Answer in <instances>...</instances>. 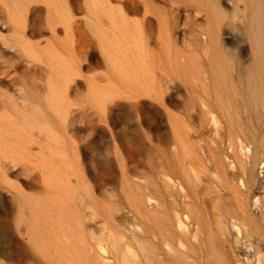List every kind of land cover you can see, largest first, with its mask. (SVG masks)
I'll use <instances>...</instances> for the list:
<instances>
[{"label": "bare ground", "instance_id": "6f19581e", "mask_svg": "<svg viewBox=\"0 0 264 264\" xmlns=\"http://www.w3.org/2000/svg\"><path fill=\"white\" fill-rule=\"evenodd\" d=\"M8 1L9 3L5 5L3 10L9 22L20 31L18 33L15 29L18 33V42L30 57H33L34 60L43 61L47 65V67H41L42 65L32 68L28 67L26 68L28 75L23 77L16 75L18 73L15 74L14 72V74L10 75L12 78L9 79L10 81L6 77L12 70L4 69L1 71L4 77L0 76V144L2 146L10 144V147L11 144L17 145V147L20 146L28 150L31 144L36 141L32 138L29 130H19L21 122L18 121L20 119L17 120L19 117L16 118L15 114L19 112L24 115L25 118H22L23 123L34 120L43 128L51 124L53 120V116L49 111L50 108H56L57 110L55 109V111H58V108H61L62 101H64L63 104L66 102L65 97L69 88L67 82H71L70 78H68L69 75L67 76L68 65L66 66V64L70 65L71 71L69 70V72H72L73 75L78 71L80 65L78 64L79 61H77V58L81 56L78 47L83 41V37L79 27L82 23L78 20V12L83 11L84 0ZM85 1L86 4L91 5V10L95 15L94 20L90 23L94 26L102 25L99 27L100 36L106 37L107 41H109V37L113 40L115 30H113L112 25H114L115 18L112 9H115V6L112 4V0ZM138 1L131 5L132 11L137 13L142 8L146 14H149L148 19L138 25V32L148 47L150 64H146L147 68L152 66L148 69L145 67V69L148 72L154 70L153 66L156 69L155 63L153 64L152 62L153 60L157 62V59L159 60L160 58V61L164 62L165 57L159 55L160 50L176 47L175 63L171 71L176 77L174 88L179 100H181L177 106L178 114L175 117V133L177 136V142L175 143H177L178 147L176 149H178V152L174 153L178 154V161L177 165H173L175 166L174 173L172 172L173 170L171 171L175 176V180L167 177L170 179V183L172 181L173 189H170L172 186L163 177L164 181L159 187L157 182H154L157 186L152 183L151 186L158 187L156 189L151 187L150 184L149 186L145 184L144 190L139 193L141 195H137L138 193L134 191L133 196H140L142 203L145 201L147 203L153 201L154 203H149L151 205L146 203L147 206L146 204L145 206L143 204L138 205L141 207L139 208L136 204H141L140 200H138L139 203L136 202L137 200L135 202L134 200L132 201L135 203V208L140 209L138 214L143 220V225L140 222L142 230L139 229L141 232H138L135 230L138 227L136 225L138 223L132 222L130 224L131 222L128 221L129 225L127 226L131 225L132 229H128L129 232L125 230L127 233H123L124 230L120 228V226L126 227L122 225L123 222H120L121 225L119 226L112 222L113 218L111 217H114L112 213H106L104 215L105 219L101 224L95 223L94 217L89 211L90 203L85 201L84 196L77 195L74 192H66L60 199H56L57 197L53 195V201L58 200L57 204H46L44 200L36 204L33 202V204L31 201L26 200L27 197L22 198L18 205V210L14 214V225L19 234L27 238L33 251L35 249L39 253L37 263L32 264H203L202 260H207V258L201 259L199 250L194 247L195 243L194 245L191 244V238L193 240L198 239L197 235L199 232L203 237L207 233V231L205 233L200 231L202 230L201 226L204 225L202 224V218H205L202 217L204 215H201L200 209L202 208L200 207L202 198L199 196L198 188L200 187L199 182L196 180L198 176L196 174L195 176L197 177L194 178L193 167L191 164L185 163L187 152L190 151L191 153L190 142L194 138L191 137L193 135H189L190 128L187 125H190L196 119H198L199 123V129L197 130H203L208 125H211L208 127L212 128L211 131L213 132L209 131V133H214V137L216 135L213 140L215 143L213 146L214 150L209 143L204 144L206 150L204 154L210 157L214 169L228 165L230 169H235L232 173L237 171V174H240L239 178H242L244 174L257 172V167L260 165L259 168L261 169L257 172L256 177H258V188L264 190V153H262V156L260 152L261 138H264V0H172L175 4L171 2L174 4L171 10L166 6L159 5L157 0ZM165 1L168 2L170 0ZM32 3L41 4L40 12L41 14L44 13L43 16L46 14L45 17L48 18L49 24L51 19L55 25H63L62 29L70 38L68 40L72 44V49H69L70 52L63 47L65 43L63 40L67 38L64 37L62 39L59 37L55 27H53L54 38L52 41L48 40L43 46L30 41L28 37L26 38L27 17L29 16V11H31ZM124 6L125 3L123 1L119 8L122 10V14L126 16V12L123 9ZM182 7H185L186 10L194 8L196 10L194 14L197 12L196 16L199 14V16L201 15L200 18L199 16H192L191 13L186 14L184 18L185 13L181 11ZM229 7H232L231 11ZM1 22L3 24L9 23L4 17H0ZM225 25L230 27L226 29ZM39 31L41 34L44 32L41 27ZM177 33L179 34L176 36ZM91 39L93 38L87 37L84 40L91 42ZM99 41L104 42L102 39ZM3 42L4 44L0 42V47L8 51L4 45L10 44L9 39L4 38ZM153 42L158 45L159 52L151 48ZM69 44L68 46H70ZM234 47H236V50ZM9 57L11 58L12 56ZM67 58L75 61L71 60L72 63H68L66 61ZM6 60L9 67L17 69L18 65L15 63L18 62L10 59ZM139 65L141 66V64ZM134 69L137 70L136 68ZM26 72L25 74H27ZM26 116H28V120ZM62 119L61 121L64 120ZM55 124L57 125L58 122H55ZM60 124L61 122H59ZM186 136L188 137L187 139ZM174 145L176 146V144ZM196 145L200 148L201 144L198 146L197 143ZM1 148L0 150H2ZM206 155L205 157H207ZM209 157L207 158L209 159ZM0 161H2L1 158ZM52 162L50 163L49 161L50 164L48 163L47 165L54 166ZM0 165L2 166L0 170L4 173L8 172L12 166L4 163H0ZM54 168L56 169L57 166H54ZM194 168V170H197L196 167ZM44 170L46 172L50 170L51 172L53 168L46 166ZM225 171L219 173V177L215 173V177L217 175V181L220 179L225 188L234 190L235 187L227 179L228 176H226L227 172ZM43 172L47 174L45 171ZM204 172L206 173V169ZM207 173L211 174L212 172L209 173L207 171ZM163 174L169 173L165 171ZM237 174L234 176L238 177ZM199 175H201L200 170ZM207 183H209V178H207ZM212 183L214 182L212 181ZM212 183L210 182L209 184ZM243 184L244 187H249V180L247 179V183H245L242 179V186ZM167 186L170 188H167ZM205 191L203 192L207 193V198H209V195L212 196V199L214 198L215 192L211 195ZM234 192L239 201L244 200V190L241 187H236ZM20 195L24 194L21 193ZM25 195L28 196L27 194ZM50 195L49 193V198H52ZM257 196L256 200L259 202L260 200L258 199L262 197ZM155 197H157V200H155ZM93 198L91 197V200ZM134 198L137 199L136 197ZM221 199L220 201L223 203L225 200L222 201ZM207 202H205V205H207ZM210 204L211 207L214 205ZM206 210L208 209L206 208ZM134 212L137 213V211ZM214 214L213 216H218L217 213L216 215ZM220 216H222V212ZM209 223L212 225L211 221ZM113 226L119 227L118 229H121L120 231L122 232H118V229L115 232L116 228ZM2 227H4V221ZM2 232H4V228ZM211 232L213 231L211 230ZM207 238L209 239L210 236ZM198 241L200 240H196L197 244L202 240ZM210 246L212 248V245ZM198 248L201 251V245ZM211 248L210 252L212 249L214 251V248ZM212 254H209V256ZM212 257L211 260L215 258V255L213 259ZM220 262L222 261H219V264ZM204 264H207L206 261Z\"/></svg>", "mask_w": 264, "mask_h": 264}, {"label": "rangeland", "instance_id": "374dc122", "mask_svg": "<svg viewBox=\"0 0 264 264\" xmlns=\"http://www.w3.org/2000/svg\"><path fill=\"white\" fill-rule=\"evenodd\" d=\"M123 1L125 3L123 9L126 12V16L122 14L123 12L119 8ZM137 1L138 0H112V4L115 6V9H112L115 18L114 25H112L113 30H115V36L113 40L109 37V41H107L108 39H106V37L100 36L99 27L102 25L94 26L90 23L94 20L95 15L91 10V5L86 4L84 0L83 11L78 12V20L82 23L79 27L83 37V41L78 47L81 56L77 58V61L80 62H78L80 65L78 71H75L76 73L73 75L72 72H69V70L71 71L70 65L66 64V66L68 65L67 71L69 73H67V76L69 75L68 78L71 80V82H67L69 88L67 90V96L65 97L66 102L63 104L64 101H62L63 106L61 105L58 111H55L56 108H50L49 111L53 116V120L51 124L43 128L34 120L23 123L22 118H25L24 115L19 112V115L15 114L16 118L19 117L17 120L20 119L18 121L21 122V128L19 130H29L32 134V138L36 142H33L28 150L20 146L17 147V145L11 144L10 147V144L6 146L0 144V148L2 147V150H0V158L2 161H0V163L8 164L9 166L12 165L6 173L0 170V264L37 263L39 253L35 251V249L33 251L27 238L20 235L14 225V214H16L18 210V205L22 198L27 197V201L34 202L35 204L43 200L44 202L46 201V204H57L58 200L53 201L54 196L57 197L56 199H60L66 192H74L77 195L84 196L85 201L90 203L89 211L92 213L95 223L101 224L105 219L104 215L106 213H112V215L116 217H111L115 225L119 226L123 222L122 225L127 227L120 226V228L124 230L123 233L125 230L132 229L131 225L129 227L127 226L129 225L128 221L131 222L130 224H132V222L138 223L139 225L136 224L138 229L136 228L135 230L141 232L139 231V229L142 230L140 222L142 224L143 220L138 214V212H140L138 210L140 209L137 207L142 204L145 206L147 202L145 201L142 203L140 196H133V194L137 192V195H141L139 193L144 190L145 184H147L146 186H149V184L151 186L152 183L155 186L159 184V187L165 179L170 183L169 177L175 180L173 174L175 166L173 165H177L178 161V154H176L178 152V149H176L178 146L177 143H175L177 142L175 117L178 114L177 106L181 102L174 88L176 77L171 71L175 63L176 47L174 48L173 46L166 50L163 49V51L153 42L151 48L158 52L160 50L159 55H163L165 60L164 62L160 61V58L159 60L157 59V62L153 60L152 62L153 64L155 63L156 69L153 66L154 70L152 72L146 70L152 66H148L147 68L146 64H150L148 59V47L147 44L144 43L141 34L138 32V25L139 23H144V21L148 19L149 14H146L145 10L142 8L137 13L132 11L131 5L137 3ZM171 2L173 1L170 0L167 2L165 0H157L159 5L166 6L170 10L173 9L175 4ZM7 3H9L8 0H0V17H4L8 23L9 20L3 10ZM40 5L41 4L37 3L31 4V11H29V16L27 17L28 25L25 32V35L27 33L26 38L28 37L30 41L39 43L41 44L40 46H43L48 40L52 41L54 38L53 27H55L57 28L59 37L62 39L64 37L67 38L63 40L65 42L63 44L64 49L66 48V51L72 49V44L69 41L70 38L62 29L63 25H55L54 21L51 19L50 25L47 21L48 18L45 17L46 14L45 16H43L44 13L41 14L39 9ZM182 8L184 9L182 10ZM182 8L181 11L185 13L184 18L188 13H191L192 16H196L197 12L194 14V11H196L194 8H191L192 11L190 9H187V11L185 7ZM229 10L231 11L232 7H229ZM40 27L44 30L42 34L39 31ZM229 27L230 26L225 25L226 29ZM15 29V26L10 22L8 24L0 23V42L4 44V38H7L10 43L9 45H4L8 51L0 47L2 51H0V76L2 75V70H12L13 73L10 71L9 75L6 77L8 81L12 79L10 75L14 74V72L15 74L18 73L16 75L23 77L24 75H28L26 72V68L28 67L32 68L37 65L47 67L43 61L34 60L33 57L27 54L26 50L18 42L17 34L20 31L16 29L18 31L17 33ZM178 34L179 33H177L176 36ZM87 37L93 38L91 42L84 40ZM224 37H226V35H224ZM101 39L104 40L105 43L99 41ZM112 41L115 42L113 43ZM67 43H70V46H68ZM11 45H13V47H11ZM181 45L183 46V44ZM234 48L236 50V47ZM68 52H70V50ZM9 56L12 57L10 58ZM5 58L18 62L15 63L18 65V71L17 69L9 67ZM71 60L72 59L67 58L66 61L69 63ZM139 64H141V66ZM25 72L27 74H25ZM17 92L19 91L17 90ZM57 117L58 119L63 118L64 120H62L64 122L61 121V119H59V121ZM26 119L28 120V116H26ZM196 120V122L194 121L195 123L193 122L187 125L190 128L189 135H193L191 137L194 138L192 142H190L191 153L190 151L187 152L190 156L186 154L185 163H189L193 167L192 173L194 178L198 176L196 180L199 182V196L202 198V203L200 205V207H202L200 208L201 215H204L202 217L206 218H204V223V219L201 217L203 220L202 224L204 225L201 226L202 230L200 231L201 233L207 231V233H205L204 238L199 232L197 235L198 239L193 240V238H191V244L194 245L195 243L194 247L199 250L201 259L207 258V260H202L203 264L205 261L207 264H219V261H222L220 264H264V204L262 205V202L264 203V190L258 188V177H256L257 172L261 169L259 168L260 165L257 167V172H254V174L249 172L248 174H244L245 177L242 176V178H239L240 174L238 173V175L237 171L232 173L235 169H230L228 165H226V167L224 166L225 168L220 167L219 169H214L210 157L204 153H206L205 145L207 143L212 147L214 146L215 143L213 140L216 135L214 137V133H211L213 132L211 131L212 128L208 127L211 125L207 126L209 130L207 127L203 130H197L199 129V123L198 119ZM55 122H58V124L56 125ZM59 122H61L60 125ZM209 131H211V134ZM200 135L202 139H200ZM187 138L186 136V139ZM261 142L260 152L262 155V153H264V138H261ZM195 143H198V146L201 144L200 148L197 147ZM174 144H176V146ZM202 149H204L205 152ZM195 150L197 151L195 152ZM205 155L209 157V159L205 157ZM173 160L175 163H173ZM49 161L50 163L53 161L52 164L57 166V170L53 165H47ZM43 166H45V169L46 166H51L53 170L51 172L47 170L48 172H46ZM202 166L204 170L206 169V173L202 169ZM1 167L0 165V168ZM194 167H196L197 170H194ZM199 170L201 175H199ZM165 171L169 174H163ZM207 171L209 173L212 172V175L208 174ZM224 171L227 172V179L231 181L235 189L236 187H241V189L244 190L243 201L240 200V202L237 199L234 192L235 189L225 188L220 179L217 181V175ZM215 173L217 174L216 177ZM196 174L197 176H195ZM236 174L238 177H235ZM163 177H165L164 180ZM207 178H209V183L213 181L215 185L214 183H207ZM242 179L245 183H247V179L249 180V187H244V184L242 186ZM201 180L204 181L201 182ZM154 182H157V185L154 184ZM171 183L169 184L170 186L173 185ZM155 186L151 187L155 189L158 188ZM168 187L169 186H167V188ZM170 189H173V186ZM205 189L208 194L211 195L215 192L213 195L215 200L214 198L212 199L210 195L209 198H207V193L203 192ZM48 192L51 194L50 197L52 198H49ZM21 193L24 195H20ZM254 193L256 196L258 195L257 197H262L258 199L261 202H257ZM91 197L94 198L91 200ZM220 198H222V201H225L222 203ZM208 199L212 200L210 201ZM133 200L134 202L137 200V203H139L138 200H140L141 204H136L137 209L135 208V203L132 202ZM155 200H157V197H155ZM206 201H208L207 205H205ZM210 203L216 204V206L213 205L212 208ZM206 208L208 210H206ZM214 209L217 211L216 213L218 216ZM134 211H137V213ZM220 211L222 212V216H220ZM213 214L216 216H213ZM3 221L4 227H2ZM209 221L212 222V228ZM3 228L4 232H2ZM114 228H116V226ZM118 228L119 227L116 228L115 232L118 230V232H122L120 231L121 229ZM211 230L213 232H211ZM125 233H127V231ZM209 236L210 238L208 239L207 237ZM196 240H202L201 242L198 241L201 244H197ZM200 245L202 247L201 251L200 248H198ZM210 245H212L214 251H212L213 249ZM210 248L212 249L211 252ZM212 252L215 254H212ZM209 254H212L213 257L215 255V258L213 259L212 255H210L213 259L211 260ZM216 258L218 261L215 260Z\"/></svg>", "mask_w": 264, "mask_h": 264}]
</instances>
